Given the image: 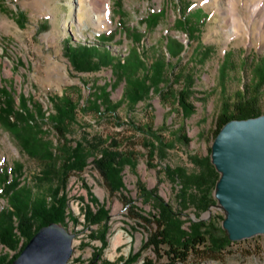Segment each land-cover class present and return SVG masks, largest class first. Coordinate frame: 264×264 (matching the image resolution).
I'll list each match as a JSON object with an SVG mask.
<instances>
[{
    "label": "rangeland",
    "instance_id": "rangeland-1",
    "mask_svg": "<svg viewBox=\"0 0 264 264\" xmlns=\"http://www.w3.org/2000/svg\"><path fill=\"white\" fill-rule=\"evenodd\" d=\"M94 1L0 0V80L3 85L10 86L17 96L22 93L31 96L34 102L43 106L46 115L53 113L49 99L63 93L82 105L91 93L106 87L112 102L120 100L124 83L110 91L109 84L114 80L111 69L76 71L64 54V44L93 46L99 35H108L119 28L121 18L124 26L143 33L141 42L133 44L130 38L117 32L109 43L102 46L120 58L126 57L132 48L142 56L144 49L149 58L145 60L146 65L158 54L170 64L166 77L172 80L169 87L176 96L182 86H186L185 77H192L188 103L193 107V113L183 115L176 98L166 95H152L133 108L124 103L114 114L77 111L67 139L73 142L92 136L115 139L120 150L134 154L136 164L135 167L125 166L122 171L125 190L115 195L109 193L93 169L91 157L81 172L71 174L65 191L69 210L78 217L79 224L68 222L65 227L74 234L68 264H86L93 249L100 247L98 240L89 237L91 232L100 229L95 225L84 227L80 214L83 203L97 208L90 202L91 195L109 210L108 246L96 264H119V258H127L131 251L139 249L149 231L141 228L139 221L131 216L127 198L133 200L132 206L137 212L150 217L155 214L153 203L139 197V182L147 189L157 188L159 196L184 222L183 227L188 226L189 221H199L202 224L199 229L207 237L227 238L222 228L224 213L216 206L213 197L214 187L207 191V198L212 200L208 210L198 211L191 202L183 208L179 197L182 186L175 174L179 169L188 175L201 172L207 156H210L222 103L229 101L233 105L234 94L242 92L246 86L251 87L253 67L264 57V0H119L123 18L117 13L116 0H99L97 9L100 12L106 10L107 14L96 18L91 10ZM160 10L163 17L158 25L146 30L142 20L149 12ZM19 11L25 14V22L21 25L16 21ZM234 12L238 18L232 19ZM183 14H189L188 19L201 23H197L199 32L194 39L187 34L186 28L179 29L174 25ZM166 37L184 46L177 58L168 54ZM206 49L209 50L206 52ZM225 53L231 67L222 81L220 70ZM258 110L264 115V87L260 91ZM42 129L44 139L51 142L52 147L58 145L60 138L51 124L42 125ZM151 133L159 138L152 137ZM151 144L155 145L152 156L149 155ZM163 145L166 146L162 148ZM3 164L8 168L21 164V180L36 193H47L50 186L57 184L56 177H52L50 183L34 184V178L42 175L43 163L29 157L0 126V166ZM187 194L199 197L201 192L191 188ZM5 204L0 199V209ZM5 251L0 247V252ZM167 251V245L162 246L158 259L148 248L134 264H142L144 258L153 260L154 264H167ZM177 264H264V235L230 241L224 251L213 256L191 253L186 261Z\"/></svg>",
    "mask_w": 264,
    "mask_h": 264
},
{
    "label": "trees",
    "instance_id": "trees-1",
    "mask_svg": "<svg viewBox=\"0 0 264 264\" xmlns=\"http://www.w3.org/2000/svg\"><path fill=\"white\" fill-rule=\"evenodd\" d=\"M115 4L117 13L123 18L122 11H119L121 2L116 0ZM162 17V10L149 12L142 23L145 24L146 30H151L158 25ZM188 17L189 14H183L182 19H178L174 25L179 29L186 28L187 34L194 39L199 32L197 25L199 21H191ZM119 19V28L108 35H99L96 38L97 44L93 46H72L65 42L64 54L76 71L91 72L109 67L114 77L113 82L109 84L110 91L124 83L120 100L112 102L106 87L91 93L82 105L72 96L63 93L61 96L49 99L53 113L46 115L43 106L34 102L31 96H25L23 93L17 96L10 86H4L3 80H0V126L17 141L29 157L43 163L42 175L34 178V184L49 182L52 177H56L57 180V184L50 186L47 193L42 191L36 193L34 188L21 180L23 169L21 164L9 168L4 164L0 166V199L6 203L0 209V247L6 250L0 252V264H12L41 227L51 223L61 224L64 228L68 222L79 224L78 217L69 210V199L65 189L71 174L81 172L90 157L93 169L102 178L111 195L125 190L122 171L127 165L135 167L134 154L120 150L118 141L112 138L103 139L92 136L74 142L67 139L66 135L69 133L70 126L75 123L77 111L96 115L108 112L114 114L124 103L133 108L139 102L147 101L152 95L161 97L166 95L176 98L183 115L189 116L193 113V107L188 103L190 87L193 84L192 77H185L186 86L183 85L176 96L169 87L172 80L166 77V69L170 64L158 54L149 65H146L145 60L148 61L149 58L145 56L144 49H142V56L135 48H132L126 57L120 58L110 49L102 46L109 43V39H112L117 32L130 38L133 44L141 42L143 33L124 26L121 18ZM16 21L20 25L25 22V14L22 11L16 13ZM166 39L165 47L168 54L177 58L184 46L174 39L168 37ZM207 50L209 49L205 51ZM227 57L225 53L220 70L222 81L226 78L227 69L231 67ZM251 80V87L246 86L242 92L234 94L233 105L229 101L222 103L214 138L221 127L231 120H243L261 115L258 110V100L260 91L264 87V57L259 59L257 65L253 67ZM46 123L51 124L53 131L60 138L55 147H52L51 142L43 137L42 125ZM148 129L151 130V128ZM151 134L152 137L159 138V135ZM164 146L166 145L161 147ZM154 150L155 145L151 144L150 156L153 155ZM202 168L199 174L188 175L182 169L177 170L175 174L182 186L179 197L182 199L183 208H186L189 202L196 210L202 212L211 206L212 200L207 198V191L214 187L218 174L211 165L209 156ZM137 188L142 200L153 203L155 214L150 217L137 212L132 206L133 200L127 198L126 204L131 207V216L139 221L140 227L149 231V234L136 252L131 251L127 258H119V264L136 263L142 256V252L148 248L160 259L161 255L158 254L164 245L168 247L167 264H177L186 261L191 253L217 255L230 244L227 238L218 240L212 236L207 237L200 231L202 224L199 221H189L188 226L183 227L184 222L178 218V214L173 211L171 205L159 196L157 188L147 189L141 182L138 183ZM191 188L200 191V196L187 194L188 189ZM90 199L97 208L83 203L80 214L83 215L84 227L95 225L100 229L89 234L90 239L99 241L100 247L93 249L86 264H96L103 249L108 246L109 210L105 204H99L97 198L92 195ZM103 264L113 263L103 262ZM142 264H154V262L144 258Z\"/></svg>",
    "mask_w": 264,
    "mask_h": 264
},
{
    "label": "water",
    "instance_id": "water-1",
    "mask_svg": "<svg viewBox=\"0 0 264 264\" xmlns=\"http://www.w3.org/2000/svg\"><path fill=\"white\" fill-rule=\"evenodd\" d=\"M218 174L213 197L231 242L264 235V115L224 124L210 147ZM74 234L61 224L41 227L12 264H68Z\"/></svg>",
    "mask_w": 264,
    "mask_h": 264
},
{
    "label": "bare ground",
    "instance_id": "bare-ground-1",
    "mask_svg": "<svg viewBox=\"0 0 264 264\" xmlns=\"http://www.w3.org/2000/svg\"><path fill=\"white\" fill-rule=\"evenodd\" d=\"M102 1V0H101ZM100 1V2H101ZM99 2V0H95L94 2H93V4L91 5V10L93 11V13L95 14V16H96V18H98L99 16H103V14L105 15V14H107V11L105 10V11H102V12H100L98 9H97V5L96 4H99L100 3ZM234 18H238L237 17V14L234 12V15L232 16V19H234ZM236 25V24H235ZM237 27V26H236Z\"/></svg>",
    "mask_w": 264,
    "mask_h": 264
}]
</instances>
